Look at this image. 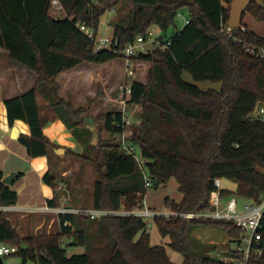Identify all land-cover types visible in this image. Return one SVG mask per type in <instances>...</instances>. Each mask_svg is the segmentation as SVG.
Masks as SVG:
<instances>
[{"label": "trees", "instance_id": "obj_1", "mask_svg": "<svg viewBox=\"0 0 264 264\" xmlns=\"http://www.w3.org/2000/svg\"><path fill=\"white\" fill-rule=\"evenodd\" d=\"M51 1L0 0V48L36 80L33 89L4 101L10 127L23 121L30 128V135H21L18 141L31 158L48 157L50 161L61 148L44 135L37 99L41 96L74 140L93 155L89 161L99 176L93 208L127 212L142 208L147 194L144 175L135 158L122 149V141L117 142L126 131L122 111L105 115L103 130L112 138L104 146H96L92 132L76 120L86 111L75 109L61 96L59 81L84 65L100 67L123 60L125 47L156 28L170 46L165 52L157 50L138 57L140 62L151 63L148 80L133 79L131 92L125 97L128 106L142 108L140 126L128 142L144 159L151 188L166 186L171 179L177 181L182 201L165 199L175 213L209 210L216 179L237 185L235 192L222 189V198L234 196L254 205L263 202L264 124L255 114L264 107V60L247 53L246 47L264 49V37L247 29L243 20L249 13L264 23V0L262 6L252 3L244 14L242 27L246 31L241 27L230 35L224 27L233 0H59L66 14L59 19L50 14ZM124 7L130 11L110 22L117 44L94 53L93 43L77 24L98 32L102 9L119 12ZM184 9L189 19L179 29L175 20ZM185 73L196 83H220L221 88L203 91L186 82ZM71 151L67 149L66 154ZM3 179L0 171V208L15 206L18 193ZM43 181L58 189L52 170ZM49 205L56 207V199ZM100 220L114 242L109 258L101 263L91 257L88 230L78 227L73 231L79 225L74 215L60 216L61 234L22 238L0 209V245L16 247L14 255L21 264H175L164 246L151 245L148 224L142 218L106 216ZM154 222L161 237L170 240L168 246L182 255V264H232L231 259L242 258L234 250L228 258H220L215 246L203 245L193 236L196 229L207 226L239 241L242 232L233 222L165 217ZM63 237L72 240L65 245ZM68 247H84L86 253L69 257ZM260 247H264V218ZM249 264H264V254L259 258L252 253Z\"/></svg>", "mask_w": 264, "mask_h": 264}, {"label": "rangeland", "instance_id": "obj_2", "mask_svg": "<svg viewBox=\"0 0 264 264\" xmlns=\"http://www.w3.org/2000/svg\"><path fill=\"white\" fill-rule=\"evenodd\" d=\"M129 8H121L116 14L113 10H109L101 15L98 28V36L100 37H112L113 28L110 22L121 14L129 12ZM249 14V13H247ZM189 12L184 9L180 12L175 20L177 28L181 29L185 25V21L189 18ZM264 25V23H262ZM264 28V26H263ZM264 35V29L262 31ZM140 62V61H139ZM142 63L137 67V75L133 79H137L142 82L148 80V70L151 67V63ZM139 64V63H138ZM133 79H128L129 82ZM184 80L188 83L198 86L201 90L206 91L209 89L220 90V83H196L192 77L188 74H184ZM63 81H67L69 84L65 86ZM126 81L124 60H116L105 66L96 67L92 65H84L80 70L78 69L74 73H71V77L60 79L61 91L60 94L67 101L71 102L75 109L82 108L86 113H82L76 120H80L81 127H86L92 132V141L97 140L95 145L104 146L109 143L111 138L103 130V122L105 115L110 111L121 110V105L115 102L116 96L120 94V88ZM71 94V96H70ZM78 96H75L77 95ZM70 96V97H69ZM40 100L42 105L44 101ZM142 108L139 105H130L126 107V113L131 119L132 124L126 129V139L137 131L141 120ZM257 115L255 114V117ZM123 138L118 137L117 142ZM116 141V140H115ZM64 156H58L52 158L51 170L57 181L56 191L60 197L70 198V202L75 204L77 208L91 209L93 208V196L94 186L98 180V174L95 170L94 164L89 161V158L93 156L87 149L79 143V146L75 150ZM222 189L229 192H235L237 189L236 183L227 179H222ZM226 184V187H225ZM181 196L179 192L178 183L175 179H171L166 186H161L158 189L150 188L146 194V202L148 207L158 213L172 212L170 207L166 206L165 199L178 200ZM229 197L222 198L223 207ZM250 204V202L238 199L239 212L244 211V205ZM78 220L79 225L74 228V231L78 227L88 230L90 253L94 262L101 263L107 260L111 254L113 248V238L101 220L90 221V219H82L79 215H74ZM148 224V233L150 234L151 245L164 246L167 250L169 258L175 264H182L183 257L178 252L172 250L167 243V240L161 237L157 226L153 219L146 221ZM54 227L50 228V233H36L31 236L22 238H36L42 235H56L58 232L54 231ZM193 236L197 241L203 245L215 246V251L220 258H228V253L235 250L237 243L231 241L223 230L216 227H201L194 231ZM63 244L67 245L70 242V237H63ZM242 247L245 248L246 244L243 242ZM72 247L67 248V255L71 256ZM5 264H21L20 258L16 255H11L4 258ZM27 264H33L31 262Z\"/></svg>", "mask_w": 264, "mask_h": 264}, {"label": "crops", "instance_id": "obj_3", "mask_svg": "<svg viewBox=\"0 0 264 264\" xmlns=\"http://www.w3.org/2000/svg\"><path fill=\"white\" fill-rule=\"evenodd\" d=\"M50 12L51 16H53V12ZM115 13L118 14L117 11ZM116 18L117 15L114 19ZM243 23L247 29L264 37L262 33L264 25L257 22L250 14H246ZM141 64L139 62L138 67ZM67 76L71 77V73L69 75L67 74ZM35 86L36 80L34 75H31L27 70L11 62L7 57V52L3 48H0V171L4 173V177L14 173L16 174L10 185L18 193L17 204L15 206L5 207L4 211L8 220L16 228L21 237L31 236L38 232L49 234L51 227H54L53 229L56 233L61 234L60 217L51 211L62 208L63 206L77 208L74 203L69 201L70 198H58V192L43 181L44 175L51 170L52 160L49 161L48 157L31 158L26 148L18 140L12 138V130L14 127L19 130L20 136L30 135V128L23 121H16L14 126L10 127L4 101L22 95ZM75 96H78V94ZM37 99L44 123V135L51 143L61 148L75 150L79 146V143L74 140L66 124L56 119L55 113L47 107L44 100H42L44 103L42 105L40 104L41 96H38ZM19 173L23 175L18 177ZM182 198L183 195L181 194L178 200L174 201L180 203ZM53 199H56V207L49 205V202ZM251 204L250 202V204H245L244 206ZM71 240L72 238L70 237ZM164 240H167L166 244L170 241L168 238ZM70 252L71 256L80 255L86 253V249L84 247H72Z\"/></svg>", "mask_w": 264, "mask_h": 264}, {"label": "built area", "instance_id": "obj_4", "mask_svg": "<svg viewBox=\"0 0 264 264\" xmlns=\"http://www.w3.org/2000/svg\"><path fill=\"white\" fill-rule=\"evenodd\" d=\"M51 11L53 12V17L59 19L65 16V10L59 0L51 1ZM113 12H116L113 10ZM186 23H188L186 21ZM78 28L80 31L93 43L94 53H98L102 50H111L117 42L112 37H100L98 33L91 27L78 23ZM224 31L227 34H231L232 29L229 28L228 24L224 27ZM242 31L245 32L246 29L242 27ZM170 46V42L164 41L161 37L160 32L152 28L145 37H139L136 39L134 44H130L124 48L122 51V56L125 65L126 81L124 85L120 88V94L116 96L115 102L121 105V111L123 113V124L127 127L131 126L132 121L126 113V107L128 106L125 97L131 92L132 81L129 82L128 79H133L137 75V67L139 61L137 60L141 54H150L153 51H163L165 52ZM247 53L255 55L256 57L264 60V49L249 46L246 47ZM256 118L259 119L264 124V107L258 108L256 112ZM122 149L133 156L144 175L145 188L150 189L152 187V180L146 173L144 169L145 161L141 157L137 148L128 142L126 139V131L122 136ZM215 191L211 194L210 199V209L203 213H158L148 207L146 202V195L142 202V208L135 209L133 211H107V210H97L94 208L83 209V208H69L63 206L62 208H57L51 212L62 215H79L85 219L90 220H100L106 216H132L136 218H142L145 222L150 219H155L157 217H165L167 219H202V220H213V221H227L233 222L237 228L242 232V237L235 241L237 247L234 251L242 255V258L231 259L232 264H249L250 257L252 253L258 254L259 258H262L264 254V247H260L261 241V231L263 229V218H264V200L258 205H246L244 206V211L239 212L238 199L234 196L229 197L226 205L223 207L222 204V181L216 179L214 181ZM215 207V211H211V208ZM1 210H5V207H1ZM50 211V209H48ZM68 226L69 223L65 222ZM245 242L246 247H242V243ZM17 252V248L9 245H0V257L6 258L14 255Z\"/></svg>", "mask_w": 264, "mask_h": 264}, {"label": "water", "instance_id": "obj_5", "mask_svg": "<svg viewBox=\"0 0 264 264\" xmlns=\"http://www.w3.org/2000/svg\"><path fill=\"white\" fill-rule=\"evenodd\" d=\"M255 3L258 6H262L263 5V0H233L231 3V10H230V19L228 21V26L230 29H238L242 27V19L244 14L247 12L249 6ZM105 13V9H102L100 12V15ZM20 137L19 135V130L14 127L12 130V138L15 140H18ZM57 155L59 156H64L67 153V150L65 148H60L58 150H56L55 152ZM16 174H11L9 176L4 177L3 182L7 185H10L14 178H15ZM73 208V206H72ZM211 211H215V207L211 208ZM213 257H217L216 254L213 255ZM0 264H4V260L3 258L0 257Z\"/></svg>", "mask_w": 264, "mask_h": 264}]
</instances>
